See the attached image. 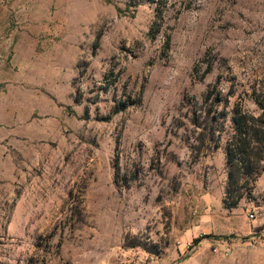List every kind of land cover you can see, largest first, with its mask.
Returning <instances> with one entry per match:
<instances>
[{
    "label": "rangeland",
    "instance_id": "obj_1",
    "mask_svg": "<svg viewBox=\"0 0 264 264\" xmlns=\"http://www.w3.org/2000/svg\"><path fill=\"white\" fill-rule=\"evenodd\" d=\"M262 88L264 0H0V264H179L199 226L189 264H264V169L224 204Z\"/></svg>",
    "mask_w": 264,
    "mask_h": 264
},
{
    "label": "trees",
    "instance_id": "obj_2",
    "mask_svg": "<svg viewBox=\"0 0 264 264\" xmlns=\"http://www.w3.org/2000/svg\"><path fill=\"white\" fill-rule=\"evenodd\" d=\"M210 93L207 94V99ZM218 98V101H222ZM254 100L260 109L253 113L237 104L232 114L234 132L226 143V163L229 179L226 186L224 204L236 206L243 197L241 187L255 180L264 169V88L255 95ZM127 105L116 106L113 113L125 109ZM197 238L196 241H199Z\"/></svg>",
    "mask_w": 264,
    "mask_h": 264
},
{
    "label": "crops",
    "instance_id": "obj_3",
    "mask_svg": "<svg viewBox=\"0 0 264 264\" xmlns=\"http://www.w3.org/2000/svg\"><path fill=\"white\" fill-rule=\"evenodd\" d=\"M205 227H207V225ZM200 229H201V226L191 228L189 230V232H186L183 235V239L186 241H188L189 239H196L198 237V233L200 232ZM196 242L198 244L196 250L193 253H190V255H188L189 257L183 256V261H181L179 264H189V261L192 257L196 256L197 253L205 250L209 246L210 239L209 238H203V239H200L199 241H196ZM198 248H199V250H198ZM196 251H197V253H195ZM180 254H183V247L182 246H180Z\"/></svg>",
    "mask_w": 264,
    "mask_h": 264
},
{
    "label": "built area",
    "instance_id": "obj_4",
    "mask_svg": "<svg viewBox=\"0 0 264 264\" xmlns=\"http://www.w3.org/2000/svg\"><path fill=\"white\" fill-rule=\"evenodd\" d=\"M254 215H255V213L254 212H251L250 216L251 217H254ZM222 243H223V241L219 242V245L217 247H215L214 250L217 251L218 250V247L221 248ZM197 245H198L197 242L187 241L186 243L182 244L181 246L183 247V252L184 251H187V253H189V252L192 253L197 248ZM229 250H230V248L225 247V251L226 252L229 251Z\"/></svg>",
    "mask_w": 264,
    "mask_h": 264
}]
</instances>
